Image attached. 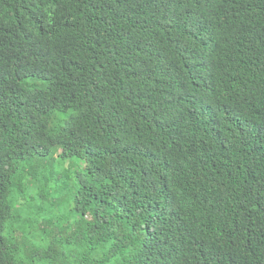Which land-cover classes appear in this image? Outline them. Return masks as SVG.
<instances>
[{"label": "trees", "instance_id": "1", "mask_svg": "<svg viewBox=\"0 0 264 264\" xmlns=\"http://www.w3.org/2000/svg\"><path fill=\"white\" fill-rule=\"evenodd\" d=\"M0 264H264V0H0Z\"/></svg>", "mask_w": 264, "mask_h": 264}, {"label": "rangeland", "instance_id": "2", "mask_svg": "<svg viewBox=\"0 0 264 264\" xmlns=\"http://www.w3.org/2000/svg\"><path fill=\"white\" fill-rule=\"evenodd\" d=\"M29 86H42L41 84H39V82L35 81V80H30L28 82ZM73 111L72 109L67 110L66 112H58L57 114H55L54 118H52L50 124H49V130L50 131H56L65 121L66 117L69 116L70 114H72ZM72 162H74V166H70L71 162H68L67 164H69L67 167L69 168V172L68 175L70 176V178H74L76 180L75 183V187L78 189L77 184L80 183L81 184V180L82 179H86L89 175L88 169L86 167V162L83 159H74L72 160ZM76 195L74 192L72 193V195L68 198L67 202L65 203V207L64 210L68 209L71 213V218L70 221L74 222L75 221V216L74 214L71 212V203H74V201H76ZM19 196V193L16 194L15 196V200H17V197ZM38 206L41 207H45L47 204L43 205V201L42 200H38L37 201ZM39 208V207H38ZM38 208H33V209H29L25 215L27 217H35L38 215V211H36ZM47 209L51 208L50 206L45 207ZM59 210L61 212H63V209L59 208ZM26 221H28V219H24Z\"/></svg>", "mask_w": 264, "mask_h": 264}]
</instances>
